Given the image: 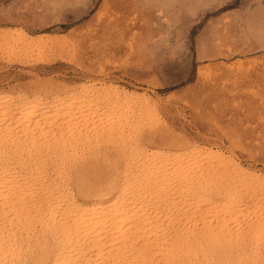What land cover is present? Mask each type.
Returning a JSON list of instances; mask_svg holds the SVG:
<instances>
[{
  "label": "rangeland",
  "instance_id": "obj_1",
  "mask_svg": "<svg viewBox=\"0 0 264 264\" xmlns=\"http://www.w3.org/2000/svg\"><path fill=\"white\" fill-rule=\"evenodd\" d=\"M78 92L91 99L94 107L111 108L113 104L119 116L104 119L99 125L102 129H92L91 122L74 125L72 136L79 137L77 141L48 138L41 140L42 148L39 142L30 144L25 132L0 129V152L8 158L23 159V163L32 155L49 158L44 163L48 165L37 172L33 169L36 182L46 189V199L56 196L61 204L86 205L84 200L105 187L112 195L122 186L147 190L155 177L141 179L144 151L184 152L186 158L192 151L197 154L190 164L194 170L202 164H220L226 174L220 178L229 177L231 182L230 173L232 179H240H233L234 190L241 188L235 192L238 208L260 196L264 179V0H0V97L10 104L48 105L57 97ZM99 132L105 133L101 136ZM85 136L91 138L86 141ZM0 164V168L9 165L3 160ZM192 180L196 183L195 177ZM173 182L166 193L155 191L160 193L155 202L137 199L145 203L146 214H150L145 216L159 221L158 243H188L190 250L174 252L172 258L176 255L177 261L172 259L173 264H216L220 260L264 264V221L251 206L232 222L216 224L209 218L214 222L201 219L197 224L186 217L192 206L188 210L180 207L177 195L171 200ZM43 201L46 207L47 200ZM218 225L227 226L223 228L230 236L225 241L204 236L210 226L216 229ZM260 226L263 232L255 236ZM47 240L43 246H37V241L33 246L50 249L52 243ZM156 261L151 263L165 264Z\"/></svg>",
  "mask_w": 264,
  "mask_h": 264
},
{
  "label": "bare ground",
  "instance_id": "obj_2",
  "mask_svg": "<svg viewBox=\"0 0 264 264\" xmlns=\"http://www.w3.org/2000/svg\"><path fill=\"white\" fill-rule=\"evenodd\" d=\"M83 95H84V93H83ZM83 95L79 92L71 94V95H65V96L63 95L61 97H57L54 100V102H51L48 105H45V104L41 105V104L35 103V102H30V104L29 103L28 104L23 103V102L10 104V101L8 102L7 98H4L3 96H1L0 97V129L4 130V131L6 130L5 132H9L8 130H10V131L15 130L16 132H19L20 134L25 132L28 134V138H26V139H27V141H29L30 144H36L39 142V147H41V145H40L41 140L43 142L48 138H54L55 139V137H56V139H58V140L60 139V142L62 141V139L64 141H67V140L69 141V139L74 138L72 136L75 134V133L72 134V130L74 129V125L78 124L79 126H81L83 124L85 125L86 122L87 123L91 122L90 123L91 125L94 124L92 126V129H95L96 127H98L101 124L102 121H104V119L108 120V119L115 117L117 109L114 110L115 107H113V104H112V107L110 106L111 108L94 107L92 105V100L86 98ZM109 101H111V100H109ZM120 106H121V104H120ZM121 109H123V108H120V110ZM128 110H129V108H128ZM117 112H119V108H118ZM118 116H119V114H118ZM118 116L116 115V117H118ZM80 123H83V124L80 125ZM95 123H96V125H95ZM119 126L120 125H118V127ZM88 127L90 128V126H88ZM132 127H134V126H132ZM100 128L101 127L99 126V129ZM104 128H106V127H104ZM79 129H81V127ZM87 130H89V129H87ZM79 131L80 130H78L77 132H79ZM99 133H101V136H102V133H105V132H99ZM14 135H17V134H14ZM86 136L84 138L87 141L88 137H86ZM90 136L92 137V135H90ZM101 136H99L100 139H101ZM105 136H104V138H105ZM132 136H135V135H132ZM24 137H25V135H24ZM26 137H27V135H26ZM91 137H89V138H91ZM95 137L96 138L98 137V132H97V135ZM77 138H79V137H77ZM77 138H74V140H76ZM86 141L84 143H86ZM95 141H96V139H95ZM105 141H107V140H105ZM135 143H137V142H135ZM33 146L31 148H33ZM45 147H46V145H45ZM45 147L43 146V149ZM9 148H10V146H9ZM26 149H28V148H26ZM39 150H41V149L39 148ZM46 151H47V149H46ZM17 152H18V150H17ZM140 153H142V152H140ZM183 153L182 154H179V153L174 154V153H171L169 151L168 152H162V151L146 152V151H144L143 155H142V157L144 158L142 165H140L141 163L139 164L140 166H142L140 169L141 173L139 171H137V172L142 174L141 176H143V177L141 179H146L148 177L150 179L151 177L152 178L155 177V179H154L155 181L153 180L155 183L152 181L154 184L153 185L149 184L150 188L146 187L149 189L145 190L143 187L144 190L138 188V189H134V191H132L133 189L130 190V189L126 188V186L121 185L122 188L120 187V189H118V192L115 195H112L111 189L105 187V188H101V189L94 191L93 192L94 194L92 193L90 195V196H92L91 199L83 201L84 203H87V204L82 205L80 203L77 204V203L69 202V201H66L67 203H62V204L59 202L60 203L59 204L58 199L60 197H56V196L51 197L50 199H48L49 197H47V199L45 198V196H47L46 195V193H47L46 189H42L40 187V185L37 183L38 181L36 182L34 174L39 170L40 166H42V168H43V165H45L44 163H46V161L49 160L48 157L46 158L44 156L45 157L44 158L43 155H40V154L32 155V156L27 158L28 159L27 162L23 163V161H22L23 159L22 160L21 159L19 160V158L12 159L13 157L8 158L7 157L8 155L6 156L0 152V161L3 160V162L5 161V163H6V161H8V164H9L8 168H5L4 166L2 168H0V264H148V263H151L152 261H156V260L157 261L158 260L159 261L164 260L165 264H169L170 262H172L171 261L172 259H175L177 261L176 255L174 258H172V255H174L175 251L185 252L186 250H188L189 249V248H187L188 243L186 245H185V243H181V242L180 243H173V242L164 241V242L158 243L157 242L158 239L156 240V238L158 236V232L161 230L160 225L158 223L159 221L157 220V218L155 220H153L152 217L150 219L148 216H145V215H150V214H146L148 212V210L145 208L146 206L144 207L145 203L143 205V204H139L140 202L138 203V201H137L138 198H141V199H145L146 202H148L149 200H152L153 202H155L153 199H155L156 197L159 198L158 196L160 195V193H159V195L157 194L158 195L157 196L155 194V191H157V192L160 191L161 193L163 191L166 193L167 189H170L167 187L171 186L170 183L172 181L176 182L175 183L176 187L174 189L175 194L172 196L173 193L170 194L171 191L170 192L168 191L169 196H171L170 198L172 200V197L175 198V196L177 195V199L179 201L178 203L181 204L180 207H185L186 209L188 206L193 207V210L192 211L190 210L191 211L190 213L186 212L187 213L186 217H189L191 219L190 220L191 222L195 221V223L198 224V222H196V221L206 222L203 220L206 219L208 221L209 218H213L215 222L213 220L209 219V222H206V223H210L211 221H213L216 224H219L220 222H225V221H227V223H228V221H230V220H231L230 222H232L233 221L232 219H234V218L237 219L241 215L243 216V213L246 212V210H248V208L250 206L252 207L253 211L256 212L264 221V188H263L264 187V179L262 181L263 184L262 183H260V185L258 184L259 186H263L262 187L263 192L261 191L260 196L259 195H258L259 197L254 196V198L255 197L256 198L254 200H252V203H250L249 206L244 205V208H240V206L238 208V207H236V205H238V204H236V205L234 204V202H236L235 199L237 198V196L235 195V192L239 193V190L241 188L238 191L234 190L235 186H234V180L233 179L235 177H233V179H232L233 174L231 175L230 173L229 174L227 173L228 176L230 175L231 182L228 179L229 177L228 178L223 177L225 179L220 178V176L224 175V172H223L224 169L219 166L220 164L219 165H217V164H215V165H213V164L212 165L202 164L201 166L198 167L199 170L198 169L194 170L193 167H190V164L192 163V158L195 159L196 158L195 155H197V154H195L191 151L190 154H188L189 156H187V158H186V156ZM187 153H188V151H187ZM218 158H221V157H218ZM52 159L53 158H51L50 160L52 161ZM207 159H209V158H207ZM200 160H202V159H200ZM139 162H141V161L139 160ZM194 162H195V160H194ZM224 162H225V160H224ZM230 162H232V161H230ZM46 165H48V163ZM198 165H199V163H198ZM221 165H223V164H221ZM234 167H237L236 164ZM7 169H8V171H7ZM33 169L34 170L36 169V172H33ZM238 169H240V168H238ZM16 170L19 172V174H17L18 172H16ZM227 170H228V167H227ZM50 171H52V170H50ZM58 171H60V170H58ZM121 172H123V171H121ZM225 173H226V170H225ZM54 174H57V173H54ZM135 174H134V176H135ZM138 174H137V178H139ZM192 177L193 178L195 177L196 183L194 182V180H192L193 179ZM219 178H220V180L217 183V180ZM261 178H264V177H261ZM253 179H255V178H253ZM235 180H240V179L235 178ZM139 181H141V180H139ZM150 181L151 180H149V183H150ZM247 181H249V180H247ZM256 181H257V179H256ZM128 182H130V181H128ZM135 182H138V180ZM146 182H147V180H146ZM146 182H145V186L148 185V183L146 184ZM236 182H239V181H236ZM240 182H242V181H240ZM258 182H260V181H258ZM252 183H255V181ZM242 184H244L243 186L245 187V183L242 182ZM243 186H241V187L243 188ZM254 186L256 187L255 184H254ZM57 187H58V184H57ZM193 187L194 188L196 187V188L193 189ZM246 190H247V188H246ZM172 192H173V188H172ZM52 193H53V191H52ZM165 193L162 196H166ZM57 195H59V193ZM187 197H190V201L187 199ZM68 198H69V196H68ZM238 198H240V197H238ZM42 199L47 200L46 201L47 204L45 203L46 207L43 206L44 201ZM247 199L249 200L248 197H247ZM247 199H245V200H247ZM159 200L160 199H158V202H159ZM242 203H243V201H242ZM148 206H150V205H148ZM186 209H184V210H186ZM159 213H161V212H159ZM166 214H168V213H166ZM183 216H185V214ZM156 217H157V214H156ZM171 217H170V219H171ZM159 219H163V218H159ZM213 222H212V224L214 226ZM202 225L204 226V223ZM192 226H194V224ZM213 226H210V228ZM218 226H219V228H216V229L208 228L209 230L207 232L205 231L206 233L204 234V236H207V238H210V239H213L216 241L217 240L221 241V239L223 240L224 238H226V236L229 235L228 230L226 231V229L223 228V226L225 227L226 225H221V226L218 225ZM167 228H168V226H167ZM176 228H177V225H176ZM261 228H262V226H260L258 228V230H257L258 232L255 233V236H258V234L261 233V231H262ZM263 229H264V227H263ZM204 230H206V227L204 228ZM199 231H201V230H199ZM202 233H204V232H202ZM195 236H197V235H195ZM200 236L203 238V234H200ZM228 238L229 237H227V240H228ZM47 239H50V241L52 243V247L50 246L51 247L50 249L44 250L42 247L43 250H37V248L35 246H33L35 241H37V243H36L37 246H43V241L44 240L48 241ZM210 239H208V241ZM213 240H211V241H213ZM46 241H44V242H46ZM223 241H225V240H223ZM234 241H235V239H234ZM183 242H184V240H183ZM187 242H189V241H187ZM192 242H193V240H192ZM219 244L221 245L220 242H219ZM193 246H195V245H193ZM218 248H219V246H218ZM204 251H205V249H204ZM222 251H223V249H222ZM217 252H219V250ZM189 253H192V252H189ZM175 254L178 255L179 252L178 253L175 252ZM210 259H211V257H210ZM196 261L198 262L199 260H196ZM211 261H213V260H211ZM173 262H174V260H173ZM173 262L171 264H173ZM251 263H252V259H251ZM156 264H158V262ZM159 264H161V263H159ZM187 264H188V262H187ZM216 264H231V262L220 260V262H216Z\"/></svg>",
  "mask_w": 264,
  "mask_h": 264
}]
</instances>
